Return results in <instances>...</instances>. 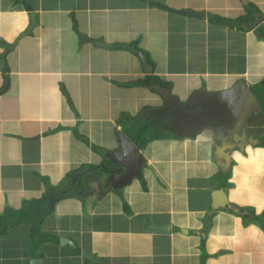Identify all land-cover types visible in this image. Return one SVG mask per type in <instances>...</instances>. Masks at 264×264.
I'll return each instance as SVG.
<instances>
[{
  "label": "crops",
  "instance_id": "crops-1",
  "mask_svg": "<svg viewBox=\"0 0 264 264\" xmlns=\"http://www.w3.org/2000/svg\"><path fill=\"white\" fill-rule=\"evenodd\" d=\"M0 215V264H264V0H0Z\"/></svg>",
  "mask_w": 264,
  "mask_h": 264
},
{
  "label": "water",
  "instance_id": "water-1",
  "mask_svg": "<svg viewBox=\"0 0 264 264\" xmlns=\"http://www.w3.org/2000/svg\"><path fill=\"white\" fill-rule=\"evenodd\" d=\"M183 12H186V11H183ZM187 13H188V14H191V15H195V16H200V17H203V16H204L203 13H193V12H187ZM34 15H35L34 13L30 14V18H31L32 24H34V22H35V21H34V20H35V19H34ZM29 31H30V28L28 29V33H29ZM130 49H131L133 52L139 54L140 59H141V61H142V63H143V67H144V69H145V70H149V69L151 68V65H150V63L148 62V58H147V56H146L144 53L138 51L134 46H130ZM238 83L241 84V82H238ZM239 84H236V85L234 86V89H233V90L230 89V90L228 91L229 94H230L231 96L234 94V92L237 91V89H235V88L238 87ZM249 89H250V88H249ZM221 93L224 95V92H221ZM250 93L253 94V92H252L251 89H250ZM228 108H229V109L232 108V105H231L230 101L228 102ZM122 138H123L122 140H126V139H127L128 142H131L130 139H129L128 137H126L125 135H124V137H122ZM131 145H132V143H131ZM128 148H129V147H128ZM133 150H134V149H133ZM136 150H137V149H136ZM83 255L86 256L87 258H89V259H91V260H93V261L99 263V264H102L99 260H97L96 258H94L91 254H88L87 252H83ZM43 262H44V260H43L42 258H33V259L31 260L30 264H42Z\"/></svg>",
  "mask_w": 264,
  "mask_h": 264
},
{
  "label": "flooded vegetation",
  "instance_id": "flooded-vegetation-1",
  "mask_svg": "<svg viewBox=\"0 0 264 264\" xmlns=\"http://www.w3.org/2000/svg\"><path fill=\"white\" fill-rule=\"evenodd\" d=\"M196 109L194 108V109H189L188 111L186 110V111H184V114H187L189 117H191V121H190V125H188L187 127L188 128H184L182 131H188V130H190L189 128H191L192 129V127L191 126H193V127H196V128H198V127H200L201 125H202V113L200 112V111H195ZM192 111H195L194 113L195 114H193V112ZM200 112V113H199Z\"/></svg>",
  "mask_w": 264,
  "mask_h": 264
},
{
  "label": "rangeland",
  "instance_id": "rangeland-1",
  "mask_svg": "<svg viewBox=\"0 0 264 264\" xmlns=\"http://www.w3.org/2000/svg\"><path fill=\"white\" fill-rule=\"evenodd\" d=\"M159 133H161V131H158V134ZM160 135H165L164 133H161ZM189 154H191V153H189ZM248 211H249V207L248 208H246V212L248 213Z\"/></svg>",
  "mask_w": 264,
  "mask_h": 264
},
{
  "label": "trees",
  "instance_id": "trees-1",
  "mask_svg": "<svg viewBox=\"0 0 264 264\" xmlns=\"http://www.w3.org/2000/svg\"><path fill=\"white\" fill-rule=\"evenodd\" d=\"M257 217H260V215H256ZM6 216H3V215H0V220H5L4 218H5Z\"/></svg>",
  "mask_w": 264,
  "mask_h": 264
}]
</instances>
